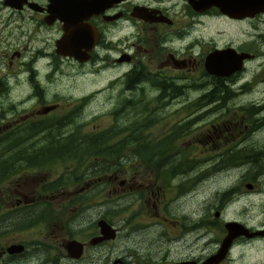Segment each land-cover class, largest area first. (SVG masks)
<instances>
[{
  "label": "flooded vegetation",
  "instance_id": "obj_1",
  "mask_svg": "<svg viewBox=\"0 0 264 264\" xmlns=\"http://www.w3.org/2000/svg\"><path fill=\"white\" fill-rule=\"evenodd\" d=\"M259 2L261 9L233 15L212 4L200 7L187 0H105L98 11L83 0H0V264L40 261L39 255L51 247L48 242L6 237L15 230L50 224L55 193L62 194L68 188L63 183L70 179H75V189L66 203L74 206L75 239L79 241V194L98 185L103 176L79 186V172L75 177L53 173L50 154L52 149H66L74 143L79 147L83 130L79 116L85 103L79 102V94L64 92L65 69L85 64L97 72L119 70L109 80L118 94V98L111 96V116L120 111L124 116L138 113L140 103L132 101L148 99L158 107L159 121L161 112H186L158 134L147 124L97 128V133L104 132L98 135H104L108 145L167 147L185 132H192L195 136L188 143L204 149L201 164L192 151L185 160L189 173L171 178L182 177L176 190H188L193 199L203 188V205L197 212L194 207L189 211L186 232H194L197 239L204 235L200 229L214 228L219 239L211 249L175 261L199 262L213 253L227 234L228 221H236L248 231L264 229V77L256 71L264 68V0L239 3ZM212 22L219 23V28L211 29ZM79 47L87 51L83 61L68 54L71 51L79 57ZM227 47L249 56L242 59L239 69L227 74L208 71V53ZM175 101L179 105L173 107ZM38 149L43 157L34 156ZM129 156L124 153V159ZM40 170H45L41 176L37 175ZM122 182L124 178L118 181ZM157 189L149 188L150 192ZM258 206L261 219L254 217ZM109 224L116 234V227ZM97 233L98 229L94 235ZM69 238L72 236L62 238L63 247ZM254 239L263 240L264 233L233 236L224 257L211 264L222 263L235 244ZM12 243L22 247L7 251ZM84 248L83 243L82 251ZM52 254L45 262L68 256L66 251V257ZM151 263L118 256L109 264Z\"/></svg>",
  "mask_w": 264,
  "mask_h": 264
},
{
  "label": "rangeland",
  "instance_id": "obj_2",
  "mask_svg": "<svg viewBox=\"0 0 264 264\" xmlns=\"http://www.w3.org/2000/svg\"><path fill=\"white\" fill-rule=\"evenodd\" d=\"M219 26V23L212 22L211 29L219 28ZM258 63L256 60V66H258ZM98 66L99 64L95 65V67ZM118 71L113 72L110 69H103L97 72V70L90 68L88 64L79 66V68L74 66L65 69L66 90L64 88V92L70 96L79 94V102L85 103L82 115L79 116V124L84 130H82V135L84 133L87 136L96 134L97 128L101 129L109 125L127 123L154 126L151 129L158 134L166 131L169 124L177 122L179 116L186 114L183 109H179L178 112H161L162 119L159 121L158 107L154 101H148V99L132 101L133 104L135 102L140 103L141 110L138 113L132 112L130 115L124 116L123 112L120 111L111 116L108 113V108L113 103L111 96L116 95L115 97L118 98V94H115L113 88L110 87L109 80L113 79ZM256 71L260 77H264V68L258 67ZM247 76H249L248 72ZM259 91H262L261 87H259ZM252 96L257 97L256 91H252ZM119 102L122 103V100ZM146 103L147 107H145ZM172 103L173 107L179 105L177 101ZM146 118H148L147 122ZM155 125L157 126L155 127ZM195 129V134L199 137V128L196 126ZM194 136L192 132H185L177 142L173 140L168 144L167 150L157 159L149 158L147 152L144 155L138 150L132 152V149H136V146L131 145L124 150L128 151L130 156L124 162L119 163V166L113 171L104 175H93L87 179L82 177L79 172V186L84 181L103 176L101 177L103 180L100 182V193H94V196L88 198L87 203H79V240L85 244L79 260L66 257L64 255L65 248L62 245V238L67 236L77 237V218L75 211H73L75 209L72 205L68 207L66 203L69 193L75 189V182L73 185L71 183L67 184L66 187L68 188L64 189L62 194L55 193L53 198L55 208L51 211L50 224H42L43 226L39 228H36L37 225H32L28 228L15 230L6 239L39 238L50 244L49 251L50 253L54 252L52 257L58 253L66 257H53L51 262L45 264H109L112 259L118 256L131 262L145 261L152 262L151 264H170L181 256L197 255L199 252H203L202 250L211 249L215 245L216 238H218L215 232L217 230L214 228L208 231L200 229L199 233L204 232V235L197 237V239L194 232L193 234L189 231L186 232L189 226V211L194 207L195 212H197L199 205H203L201 199L203 194L200 192L203 188L196 194V199H193L188 190L183 192L179 188L176 190V186L182 180V177L178 179L171 178V176L178 175L186 176L189 173V164L185 160L187 156H192V151L199 163H202L204 149L201 146H191L188 143L191 142ZM174 155L175 158L172 160ZM94 158L91 155L89 161ZM175 161H180L183 165L179 167L178 171L171 176H166L161 172L160 164H163L164 167L166 165L171 166ZM66 165H68V168L70 164ZM53 168H57L53 170V173L56 174L64 169L65 165L58 167L53 164ZM44 172L45 170H40L37 175L41 176ZM123 178L124 182L118 183ZM185 178L187 180V177ZM186 180L183 182L184 188H186ZM127 182H130V184ZM155 186H158V189L150 192L149 188L154 189ZM178 191H180V194ZM106 208L111 213L108 221L116 227V234L114 238H109L99 244H90L88 240L97 230L95 219L101 216ZM259 210V206L254 208L255 219H261ZM182 224L184 225L182 226ZM207 236L210 241L206 240ZM39 258H42L41 254ZM38 261V258L35 261L32 259L29 263L37 264ZM29 263L25 261L16 262V264ZM220 264H264V239H254L242 244H235L230 248L227 258Z\"/></svg>",
  "mask_w": 264,
  "mask_h": 264
},
{
  "label": "water",
  "instance_id": "obj_3",
  "mask_svg": "<svg viewBox=\"0 0 264 264\" xmlns=\"http://www.w3.org/2000/svg\"><path fill=\"white\" fill-rule=\"evenodd\" d=\"M85 5L91 9H98L101 10L105 0H83ZM190 4L194 6H208L210 4L215 5L219 8L220 11L225 13H232L233 15H240V14H248L261 9L263 5L261 2L259 3H239L240 0H187ZM84 5V4H83ZM236 11L238 13L236 14ZM82 44H79V46ZM91 42L85 48H89ZM69 55H73L77 57L79 61H83L87 59V51L84 49H80L79 47V57L74 53L69 51ZM249 54L246 52H235L232 48H222V49H214L208 53L206 57V63L208 65V71L214 74H227L231 71L239 69L241 67V61L243 58L248 57ZM98 233L92 235L88 242L90 244L98 242L103 239L113 238L115 235L113 227L102 217L96 219ZM227 229V234L224 235L219 242L217 249L207 255L203 260L199 262H195L194 260H180V261H173L171 264H211L216 263L220 259H222L226 253L227 247L232 239L233 236L237 234H244L247 236L253 234H261L264 233V229H258L253 231H248L243 225L236 221H228L225 224ZM82 242L79 240L77 241L75 238H69L65 240L64 248L68 256L72 258H77L81 255L82 252ZM22 245L20 243H12L6 247L7 251H13L20 249Z\"/></svg>",
  "mask_w": 264,
  "mask_h": 264
},
{
  "label": "trees",
  "instance_id": "obj_4",
  "mask_svg": "<svg viewBox=\"0 0 264 264\" xmlns=\"http://www.w3.org/2000/svg\"><path fill=\"white\" fill-rule=\"evenodd\" d=\"M102 133L104 132L89 134V136L84 133L81 137H79V147L75 146L74 143L73 145H69L66 149H52L50 154L51 167L53 168V164H56L58 167L65 165V168L61 169L58 172V174H62L60 176L75 177L77 173L80 172L82 177L86 178L87 176H99L113 171L117 166H119V163H122L126 160L127 157L124 159V153L129 152L124 151V147H119L117 145H108L107 141L103 138L104 135H98ZM137 150L141 152L142 155L147 152L149 154V158L157 159V157H161L163 155V153L167 150V147H163L160 145H155L153 147L136 146V149L133 148L132 152H136ZM26 151L31 152L32 150L28 149ZM38 152L42 151L38 149L37 154L34 156L37 158L43 157L42 155L38 154ZM91 155L95 158L92 161H89V157ZM66 164H70L68 168V165ZM182 166L183 165L180 161H178L177 163H173L171 166L166 165L165 167L163 164H160V167L162 169L161 172H163V174H165L166 176H171L174 172L179 170V167ZM56 169L57 168H53V170ZM74 182L75 179H70L69 181H67V183L63 184H73ZM100 188L101 184L99 182L98 185H92L91 189L89 188L88 190H84L81 194H79V203H87V201L89 200L88 198L94 196V193H100ZM89 192L92 193L89 194ZM110 214V211L106 208L102 212L101 216L108 221ZM45 249L47 251L41 254L42 258H40L38 264H45L47 263V261L45 262V260L47 258H50L48 248L46 247Z\"/></svg>",
  "mask_w": 264,
  "mask_h": 264
}]
</instances>
